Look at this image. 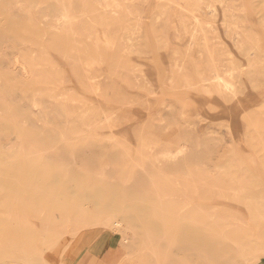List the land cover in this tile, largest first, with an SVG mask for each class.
Segmentation results:
<instances>
[{
  "label": "rangeland",
  "instance_id": "rangeland-1",
  "mask_svg": "<svg viewBox=\"0 0 264 264\" xmlns=\"http://www.w3.org/2000/svg\"><path fill=\"white\" fill-rule=\"evenodd\" d=\"M264 264V0H0V264Z\"/></svg>",
  "mask_w": 264,
  "mask_h": 264
},
{
  "label": "crops",
  "instance_id": "crops-1",
  "mask_svg": "<svg viewBox=\"0 0 264 264\" xmlns=\"http://www.w3.org/2000/svg\"><path fill=\"white\" fill-rule=\"evenodd\" d=\"M125 254L114 242L104 243L98 259L88 264H122Z\"/></svg>",
  "mask_w": 264,
  "mask_h": 264
}]
</instances>
